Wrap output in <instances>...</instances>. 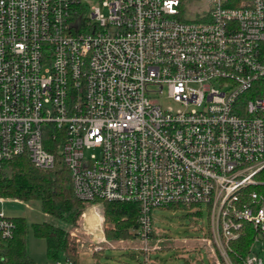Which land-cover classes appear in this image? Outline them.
Wrapping results in <instances>:
<instances>
[{"label":"built area","instance_id":"built-area-1","mask_svg":"<svg viewBox=\"0 0 264 264\" xmlns=\"http://www.w3.org/2000/svg\"><path fill=\"white\" fill-rule=\"evenodd\" d=\"M261 91L264 0H0V169L52 168L55 149L78 198L139 204L148 264L153 210L202 203L210 264H264ZM13 228L0 209L2 237ZM104 242L102 227L92 251Z\"/></svg>","mask_w":264,"mask_h":264},{"label":"trees","instance_id":"trees-1","mask_svg":"<svg viewBox=\"0 0 264 264\" xmlns=\"http://www.w3.org/2000/svg\"><path fill=\"white\" fill-rule=\"evenodd\" d=\"M260 94L264 95V91ZM54 152L57 160L52 168H39L26 155L6 161L0 169V197L40 200L45 213L63 220L71 227L57 226L48 221L32 223L34 234L47 241L48 258L58 261L63 257L69 264H80L79 244L71 234V229L77 226L78 217L86 209L88 202L76 196L70 171L60 153L55 149ZM94 202L102 204L103 227L107 239L115 241L137 237L140 213L138 203L115 200H95L92 203ZM9 217L14 221V228L8 237L0 234V264H37L27 248V219L21 215ZM251 238L252 232L249 230L239 239L231 241L230 252L236 263L237 255H243L247 251ZM99 253L100 251H93L96 257ZM138 253L139 251L131 249L128 255L139 259ZM146 263L145 261L143 264Z\"/></svg>","mask_w":264,"mask_h":264},{"label":"rangeland","instance_id":"rangeland-1","mask_svg":"<svg viewBox=\"0 0 264 264\" xmlns=\"http://www.w3.org/2000/svg\"><path fill=\"white\" fill-rule=\"evenodd\" d=\"M101 11L105 14L108 9L100 3ZM167 89L160 95L164 106L173 105L171 100H165ZM0 209L9 216H24L28 222L27 248L37 264H56L47 256V241L34 234L32 223L48 221L57 226L67 227V224L52 215L45 213L38 199L21 200L3 198ZM102 204L88 202L85 212L87 216L82 221V228L78 230L80 242V264H143L145 255L141 252L142 243L131 239L115 240L113 244L103 243L104 248L96 257L93 255L92 245L102 234ZM210 223V208L202 203L198 211L177 204L155 208L153 210V226L155 240L161 238L162 250L158 249L149 254V264H210L206 247L196 240L202 237L203 231H208ZM189 238V241H186ZM155 240H151L153 243ZM198 247V248H195ZM132 250L139 251V259L128 255ZM60 260H64L63 257Z\"/></svg>","mask_w":264,"mask_h":264},{"label":"crops","instance_id":"crops-1","mask_svg":"<svg viewBox=\"0 0 264 264\" xmlns=\"http://www.w3.org/2000/svg\"><path fill=\"white\" fill-rule=\"evenodd\" d=\"M102 224H103V215H102ZM85 234H87V233L85 232ZM124 240H127V239H124ZM79 248H80V244H79Z\"/></svg>","mask_w":264,"mask_h":264}]
</instances>
